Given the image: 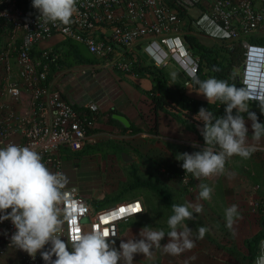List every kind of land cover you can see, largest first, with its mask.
Returning a JSON list of instances; mask_svg holds the SVG:
<instances>
[{
    "label": "built area",
    "instance_id": "obj_1",
    "mask_svg": "<svg viewBox=\"0 0 264 264\" xmlns=\"http://www.w3.org/2000/svg\"><path fill=\"white\" fill-rule=\"evenodd\" d=\"M204 2V11L219 27L225 48L232 51L240 45L247 50L240 82L249 90L246 72L250 49L255 46L248 39L264 37V0H76V12L67 25L43 22L31 7V0H0V20L7 26L0 35V147H30L41 155L49 171L65 176V153L82 151L100 135V111L96 103L75 107L64 98L52 78L61 54L41 44L60 36L82 45L99 66L129 73L138 66V56L132 49L144 42L143 51L158 65L165 64L168 57L174 59L186 75L184 85L189 86L196 79L200 59L183 44L178 11ZM24 94L26 107L18 110ZM260 94H253L249 101L258 102L255 96ZM222 106L216 102L218 109ZM191 145L204 147L201 142ZM62 191L65 199L57 206L59 222L53 240H63L66 245H72L74 237L94 230H106L109 239H115L120 224L142 212L138 200L97 209L74 186L66 184ZM137 205L139 209L134 210ZM83 218L88 222L82 223ZM14 231L9 221L0 224V256L13 248L9 242ZM261 261L264 264V257ZM14 264L45 262L39 252L30 257L20 251Z\"/></svg>",
    "mask_w": 264,
    "mask_h": 264
},
{
    "label": "rangeland",
    "instance_id": "obj_2",
    "mask_svg": "<svg viewBox=\"0 0 264 264\" xmlns=\"http://www.w3.org/2000/svg\"><path fill=\"white\" fill-rule=\"evenodd\" d=\"M252 39L261 40L264 46V37L253 36L248 39L249 44ZM221 46L223 47L220 50V54L223 53L221 58L228 59L225 46L223 44ZM54 48L61 54L58 69H55L60 71L74 68L75 56L68 52V42L58 43ZM80 51L84 53V48L81 47ZM246 52V49L238 46L233 53L235 55L232 64L235 66H232L230 71L234 73L238 82L243 80ZM227 59L222 60L226 66ZM84 70L88 76L82 81L74 78L69 83L71 88L82 91V97L87 100H96L97 103L109 100L111 89H115L114 86L117 84L116 75L119 72L101 67L97 62L85 65ZM58 75L61 76V73ZM52 76L56 78L57 74L52 73ZM222 108L224 110L223 106ZM251 108L259 113L261 120H264V109L261 106L257 109L255 106ZM105 114L107 116H104ZM104 115L100 112L99 122L100 124L104 122L106 126L110 123L109 114ZM143 116H146V119H143ZM141 119L149 125L153 124L152 115L144 114ZM245 120L249 128L245 144L253 149L250 155L226 157L223 170L208 177L196 178L184 171L172 177L170 170L162 171L164 167L158 157L146 156L143 159L142 156L145 154L138 148L139 151L136 152L139 158L131 149L134 144L133 138L123 135L121 129L114 128L111 131L106 130V133H101V129L97 130L100 131V135L94 144L82 151L65 153L63 162L67 184L74 186L81 195L90 199L97 209L118 202L140 201L142 212L118 229L119 234L115 238L117 248L121 239L131 238V235L139 238L138 233L145 226L168 231L167 219L172 214V208L168 207L154 188L170 196L171 206L188 202L202 205V211L186 221L188 227L192 229L191 238L195 241L192 249L178 255H170L162 248H154L151 256L136 255L133 264H248L243 242L258 232L264 222V135L259 138L252 135L251 122ZM198 123L201 128L202 124ZM198 137L204 146L201 134ZM202 184L212 189L209 199L198 198ZM119 195L123 197H118ZM233 203L238 205V215L229 226L226 222L225 208ZM200 226L207 229L202 239L198 238ZM166 242L167 237L161 241V245ZM49 248L50 245L46 244L42 250ZM12 250L17 258L20 250L15 247ZM261 263L262 261L256 258L250 264Z\"/></svg>",
    "mask_w": 264,
    "mask_h": 264
},
{
    "label": "clouds",
    "instance_id": "obj_3",
    "mask_svg": "<svg viewBox=\"0 0 264 264\" xmlns=\"http://www.w3.org/2000/svg\"><path fill=\"white\" fill-rule=\"evenodd\" d=\"M75 5L76 0H31V7L45 23L67 25L76 12ZM251 45L264 49L262 45ZM196 84L199 95L208 103L219 102L224 107L223 115L215 118L207 108L199 109L193 119L202 124L200 134L204 147L180 154V166L184 173L200 178L221 172L226 157L250 155L253 149L245 144L249 131L245 116L250 118L252 135L257 138L264 135V120L259 119L258 113L248 104L253 99L250 90L234 87L214 77L198 80ZM255 99L264 105V94L256 95ZM66 184L67 178L63 173L49 171L41 155L30 147L15 144L0 147V224L9 221L15 229L10 236V245L30 257L39 252L45 264H133L136 255L151 256L154 248L178 255L195 246L191 238L192 229L186 221L201 212L202 205L188 202L172 206V214L167 219V232L145 226L139 231V238L131 235V238L121 239L117 248L106 230L88 231L74 237L69 250L63 240H53L59 222L57 206L65 199L62 189ZM200 189L198 198L209 199L212 189L204 184L200 185ZM237 209L235 203L225 208L229 226L238 215ZM198 232V238L202 239L207 229L200 226ZM165 237L167 242L161 245ZM46 244L51 245L50 250L41 251Z\"/></svg>",
    "mask_w": 264,
    "mask_h": 264
},
{
    "label": "crops",
    "instance_id": "obj_4",
    "mask_svg": "<svg viewBox=\"0 0 264 264\" xmlns=\"http://www.w3.org/2000/svg\"><path fill=\"white\" fill-rule=\"evenodd\" d=\"M206 7L207 5L204 2L201 4H194L184 9V11H180L178 14L180 16V37L188 48V40L193 39L203 48L210 50H217L220 48L221 50L223 47L221 46L220 29L207 17L204 11ZM65 41L67 40H64L60 36H54L42 43L41 47L54 48L58 43L64 44ZM144 45V42L142 45L137 43L132 49V52L139 56L138 66L140 68L146 64L155 65L165 76L170 91L175 92L178 90L189 102L201 101L208 103L202 95H199L198 88L193 86V82L189 86L184 85L186 75L182 72L174 59L168 57L165 59V64L158 65L154 60L152 61V57L149 56L148 58H144L141 55L144 52ZM81 47L83 46L76 45L79 51ZM82 54L85 56L89 55L85 48ZM142 58L143 60H141ZM74 63L75 65L72 69H62L58 71L56 70L58 66L55 67L56 69L53 68L52 73L57 74L56 78L52 76V78L55 79L54 86L59 89L64 98L76 107L84 106L89 102L96 103L101 114L104 115V113H108L111 118L114 114L124 116L130 123L127 128L123 127L115 120L117 123H108L106 126L104 122L100 124L98 121L97 129H101V133L114 130V128L117 130L121 129V131L124 132L123 135L133 138L134 144L131 149L137 154L138 152H136V150L139 151L138 148L144 152L143 154H145V156H142L143 159H145L146 156H150L151 158L158 157L162 162V167H164L162 171L165 170V172H167L170 170L169 172L172 173V177L175 176L176 173L182 174L181 172L183 169L180 168L182 161H179L180 154L197 151L196 147L191 144L201 142L198 137L200 135L199 123L194 119L186 120L183 116L174 117L171 112L168 111L155 110L152 100L147 96L152 89V76L147 72L144 73L141 70H137L139 68L138 66H136L137 69L135 68L132 72L124 74L119 73L116 75L117 84L114 86L115 89H111V97L109 100H103L97 103L96 100L84 99L82 97L83 92L77 89L73 90L69 83H71L74 78H79L81 81L84 80L88 76L87 72L84 70L85 65L88 64L79 62L77 59L73 61V64ZM202 71L204 74L210 73L205 67L202 68ZM59 73H61V76L58 75ZM22 100L23 101L17 105L18 110H22L26 107V94L23 95ZM209 103L216 104V102ZM248 104L250 107L255 106V109H257L258 106L264 109V105L259 104V102L248 101ZM110 110L113 111L109 113ZM144 114L152 115V125H149L146 121L144 122L141 119ZM104 116H107V114ZM143 119H146V116H143ZM123 128L125 130H123ZM99 133L100 131H98V134ZM121 225L122 224H120V226ZM112 240L116 242L117 239ZM116 245L117 244L114 243L113 246ZM67 246L69 250H71V245ZM262 257H264V241L260 243L255 259L258 258V260H261ZM18 258L19 255L17 254V258H15L13 250L10 249L7 250L4 255L0 256V264H14Z\"/></svg>",
    "mask_w": 264,
    "mask_h": 264
},
{
    "label": "trees",
    "instance_id": "obj_5",
    "mask_svg": "<svg viewBox=\"0 0 264 264\" xmlns=\"http://www.w3.org/2000/svg\"><path fill=\"white\" fill-rule=\"evenodd\" d=\"M178 13H180V11ZM6 29L7 26L0 20V35H3L6 32ZM1 40L2 37L0 36V42ZM250 44L263 45L261 40L255 39L250 40ZM68 45V52L70 54L74 53L75 59H77L79 62H84L87 64L96 63L94 58L90 57L89 55L85 56L81 53V51L77 50L76 45L80 44L68 41ZM188 46L191 49L192 54L198 56V58L200 59V66L197 70V76L196 79L193 81V86L195 88H198L196 81L206 80L209 77H214L218 80H224L234 87L241 88V85L236 79V76H234V73L230 71L231 67L235 66L232 64V59L235 55H233V53L235 50H237V47L240 45L236 46L235 49L232 51L226 49L225 54L229 55L228 59L227 57L221 58V55H223V53L220 54V48L217 50L206 49L198 45V43H196L193 39L188 40ZM227 51L231 52V54ZM226 59L228 63L227 66L224 65V62L222 61ZM141 60H143V58ZM203 67L207 68L210 73L204 74L202 71ZM137 70H141L144 73L147 72L152 76V89L149 91L147 96L152 100L155 110L168 111L171 112L174 117L183 116V118L186 120H193V117L198 113L199 109L202 107L207 108L213 114L214 118L223 115L224 110L218 109L216 107V104H210L201 101L189 102L183 97V94L178 90H176L175 92L170 91L165 76L162 74L160 69L155 67V65L146 64L142 66V68L139 67ZM258 118L261 119V116L259 114ZM245 119L250 118L245 116ZM109 122L117 123L110 116ZM123 130L125 129L123 128ZM154 190L161 198L166 201L168 207L172 208L170 203V196L161 190H156V188H154ZM118 197L123 196L119 195ZM262 241H264V222L258 232H256L249 239L243 242V246L247 251L248 264H250L255 259L256 254L259 250V245Z\"/></svg>",
    "mask_w": 264,
    "mask_h": 264
},
{
    "label": "bare ground",
    "instance_id": "obj_6",
    "mask_svg": "<svg viewBox=\"0 0 264 264\" xmlns=\"http://www.w3.org/2000/svg\"><path fill=\"white\" fill-rule=\"evenodd\" d=\"M258 52H262L260 50H251L250 54V58L253 59V58H258V55H260ZM255 61L254 60H251L249 62V65L247 67V83L250 85L249 86V90L253 93V94H257V93H261L263 92L264 90V77L260 76V73H262V71H258V67L255 65ZM258 82H263L261 85V88L259 87V84L257 83Z\"/></svg>",
    "mask_w": 264,
    "mask_h": 264
},
{
    "label": "water",
    "instance_id": "obj_7",
    "mask_svg": "<svg viewBox=\"0 0 264 264\" xmlns=\"http://www.w3.org/2000/svg\"><path fill=\"white\" fill-rule=\"evenodd\" d=\"M260 50V51H262V52H258L260 55H258V58L256 59V58H253V59H251V58H249L248 60H254L255 61V65L258 67V71L260 72V71H262L263 72V65H264V49H262V48H251L250 50ZM142 56L144 57V58H148V56L145 54V53H142ZM250 56H251V54H250ZM247 60V59H246ZM260 76H264V73H260ZM112 118L114 119V120H116V121H118L123 127H125V128H127V127H129V125H130V123L128 122V120L124 117V116H121V115H117V114H114L113 116H112ZM81 222L82 223H87L88 222V220H87V218H83L82 220H81Z\"/></svg>",
    "mask_w": 264,
    "mask_h": 264
},
{
    "label": "snow or ice",
    "instance_id": "obj_8",
    "mask_svg": "<svg viewBox=\"0 0 264 264\" xmlns=\"http://www.w3.org/2000/svg\"><path fill=\"white\" fill-rule=\"evenodd\" d=\"M139 209V205H137V208L136 209H134V210H138ZM77 231H79V229H77Z\"/></svg>",
    "mask_w": 264,
    "mask_h": 264
}]
</instances>
